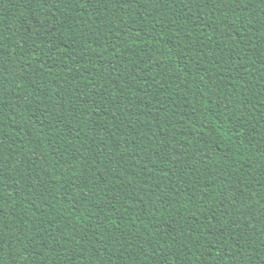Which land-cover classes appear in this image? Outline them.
I'll return each mask as SVG.
<instances>
[{
  "label": "trees",
  "instance_id": "obj_1",
  "mask_svg": "<svg viewBox=\"0 0 264 264\" xmlns=\"http://www.w3.org/2000/svg\"><path fill=\"white\" fill-rule=\"evenodd\" d=\"M0 264H264V0H0Z\"/></svg>",
  "mask_w": 264,
  "mask_h": 264
}]
</instances>
